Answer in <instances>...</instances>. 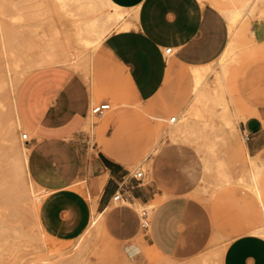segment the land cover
<instances>
[{"label":"rangeland","instance_id":"374dc122","mask_svg":"<svg viewBox=\"0 0 264 264\" xmlns=\"http://www.w3.org/2000/svg\"><path fill=\"white\" fill-rule=\"evenodd\" d=\"M199 1L220 9L228 21L233 11L239 17L234 55L224 73L217 59L201 65L206 93L191 109L189 66L171 68L149 102L136 99L108 65L100 64L101 47L85 48L77 36V25L97 14L80 0H0V264H221L236 235L251 232L264 238V118L259 117L263 129L255 135L257 148L251 149L242 134L247 118L257 116V106L264 112V0ZM46 48L78 61L79 70L67 67L92 82L93 103L111 107L103 117L90 113L76 141L90 150L99 141L108 144L119 159L130 162L132 172L144 171L142 187L154 194L146 205L112 201L110 207L132 205L139 213L145 206L152 213L150 205L164 199L189 200L191 221L182 256L159 254L142 235L141 252L131 255L97 224L96 214L84 233L71 240L52 237L41 227L43 191L25 173L22 150L28 143L21 134L28 132L17 124L13 103L24 74L19 71ZM26 69L25 75L32 70ZM170 116L178 121L170 123ZM154 145L158 151L145 160Z\"/></svg>","mask_w":264,"mask_h":264},{"label":"crops","instance_id":"0c3cea01","mask_svg":"<svg viewBox=\"0 0 264 264\" xmlns=\"http://www.w3.org/2000/svg\"><path fill=\"white\" fill-rule=\"evenodd\" d=\"M111 1L137 8V17L130 20L129 29L113 30L100 42L98 62L108 65L136 99L149 102L155 101L171 68L189 66L192 99L193 67L216 60L229 40V21L223 12L199 0ZM169 47L172 53L166 54ZM67 66L48 63L32 69L20 81L15 96L16 114L29 136L25 173L43 191L38 207L41 227L52 237L71 240L84 233L96 214L97 224L101 222L106 234L125 244L131 255L141 252L142 235L159 254L182 256L191 221L186 197L173 196L150 205L154 210L147 232L141 230L132 205L110 207L122 181L130 204L146 205L154 194L132 177L130 162L119 159L108 144L99 141V147L95 144L90 150L76 141L93 104V84ZM94 73L97 84V58ZM255 112L257 116L243 123L252 134L251 149L258 147L256 138L263 129L264 112L258 106ZM156 146L145 160L158 151L159 145L153 153ZM83 184L86 194L77 188ZM221 264H264V238L251 232L236 235L227 243Z\"/></svg>","mask_w":264,"mask_h":264},{"label":"bare ground","instance_id":"6f19581e","mask_svg":"<svg viewBox=\"0 0 264 264\" xmlns=\"http://www.w3.org/2000/svg\"><path fill=\"white\" fill-rule=\"evenodd\" d=\"M57 1L59 2V0H57ZM80 1H81L80 2L81 5L86 6L90 9H92L93 11L97 12V14H95V16L92 17L91 19L88 18V19L83 20V22L80 21L82 23L77 25L76 32H77L78 39H79V41L82 42V44L84 45L85 48L97 47L100 44V42L113 30V28H117L120 30L129 29L131 26H133V23H132V21H130V19L127 18V16H133V18L137 17V8H124V7H121V6L113 3L111 0H80ZM61 2L64 3V0L63 1L61 0ZM136 4H138V3H136ZM58 9H60V7ZM64 9H62V10H64ZM238 15H239L238 11H233L232 15L229 17V19H230V21H229L230 37H229V40H228L224 50L217 57V60H216V63L219 65V67L223 73L225 72L227 63L230 61L229 59H231V56L234 55V51L232 49V41H233L232 38L236 32V23H237L236 19H237V17H239ZM73 32H74V29H73ZM234 45H235V43H234ZM54 51H51L48 48H46L45 50H43L42 53L38 54L35 57V59H33L32 61L27 63V67L30 69H35V68H37L43 64L48 65V63L49 64L50 63H57V64L62 63V64L69 65V66L75 68L76 70L80 69L79 68V62L72 59L69 56L70 54H68L67 52L57 53ZM27 67H25L19 71L20 74L24 73L22 75V78L25 76V72L27 70L26 69ZM193 75H194V79H195V88H194L193 97L190 101V108L191 109H193L197 105V103L200 102L202 97L205 96L206 92H203V90H204V86L207 85V76L205 75V67L194 66L193 67ZM201 103H202V101H201ZM13 109H14V115H15L14 118H15L17 124L22 126V123L19 120V118L16 114V110H15V97H14ZM225 112H226V110H225ZM226 113H228V112H226ZM226 120H229V119H226ZM227 123L229 124V128L233 130L234 125L231 124V121H227ZM6 131H7V133H10L9 128ZM157 146L153 150V153H155L157 151ZM28 151H29V146H27L25 144V146L22 150V153H23L22 161L24 163V168L26 167L25 165H26V161H27ZM256 162L252 164L253 167H256L258 165L257 164L258 162L257 163ZM30 182L33 185H35L32 181H30ZM77 188L79 190L83 191L82 187L79 186ZM33 206H35V205H33ZM150 207H152V206H150Z\"/></svg>","mask_w":264,"mask_h":264},{"label":"built area","instance_id":"2783aa9c","mask_svg":"<svg viewBox=\"0 0 264 264\" xmlns=\"http://www.w3.org/2000/svg\"><path fill=\"white\" fill-rule=\"evenodd\" d=\"M166 54H171V48H166L164 51ZM110 104L108 102H99V103H93L90 107V113L95 115L96 117H103L104 114L110 109ZM178 119L176 116H172L169 119L170 123H175L177 122ZM242 134L244 136L245 141H248L251 139V133L249 131H247L244 127L242 129ZM21 139L25 142L28 143L29 142V137H28V133L24 132L21 134ZM132 177L142 183L144 182V178H145V173L142 169H137L135 172L132 173ZM126 191H127V185L124 183V181H122L119 185L117 190L115 191V193L112 196V201L113 202H117V203H121L123 201H127V195H126ZM139 223H140V228L143 232H147L150 229L151 226V213L149 211V209L145 206H143L140 210H139Z\"/></svg>","mask_w":264,"mask_h":264}]
</instances>
